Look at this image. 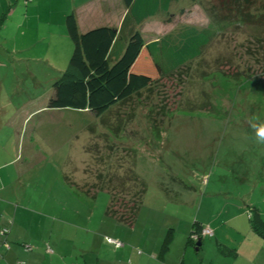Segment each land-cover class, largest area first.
Returning <instances> with one entry per match:
<instances>
[{"label": "rangeland", "instance_id": "rangeland-1", "mask_svg": "<svg viewBox=\"0 0 264 264\" xmlns=\"http://www.w3.org/2000/svg\"><path fill=\"white\" fill-rule=\"evenodd\" d=\"M221 1L176 0L167 13L136 26L146 41L185 24L215 31L202 56L179 72L113 106L101 118L49 109L54 116L42 112L18 125L15 115L20 117L23 111L41 105L68 64L73 43L66 32L65 16L74 12L82 32L87 22L106 21L119 27L125 8L120 0H0V176L24 180L20 183L27 187V201L19 200L20 206L42 215L26 213L25 235L46 236L43 242H29L33 248L24 249L12 263L4 255L13 244L0 241V264H82L97 252L110 254L113 248L120 249L105 242L101 246L92 234L98 232L104 241L106 237L115 239L105 233L130 236L134 230L105 213L109 194L97 191L91 199L56 182L58 171H63L73 188L82 190L83 183L93 181L97 169H106L107 164L113 167L117 160L135 159V172L146 184L140 206L144 211L135 220V231H141V225L146 228L139 238L162 242L168 235L174 241L188 233L194 221L207 219L219 231L206 237L229 245L232 239L241 242L245 238L242 229L249 223V213L256 210L264 219V144L258 142L253 126L264 123V88L260 84L264 52L248 46L255 33L252 21L264 15V0L251 3L245 9L246 18L235 11L239 3L248 6L244 0H233L224 8ZM52 122L61 131L51 132L54 136L48 137L49 144L42 143L39 130L36 133H40L38 141L52 149L46 162L14 174L16 169L3 162L11 160L17 146L15 127L29 137L36 123L50 132ZM87 125L92 128L79 129ZM72 135V140L60 143ZM69 150L73 156L64 169L58 167L56 160ZM45 180L49 189L42 186ZM20 183L15 185L20 187ZM164 188L184 191L179 190L183 194L176 197ZM8 202L13 208L18 206ZM3 206L0 201V211ZM61 221L83 224L87 230L81 234L73 228L68 239L58 230ZM3 227L0 225V232ZM50 236L62 240L61 244L55 246ZM15 251L11 248L8 253Z\"/></svg>", "mask_w": 264, "mask_h": 264}, {"label": "trees", "instance_id": "trees-1", "mask_svg": "<svg viewBox=\"0 0 264 264\" xmlns=\"http://www.w3.org/2000/svg\"><path fill=\"white\" fill-rule=\"evenodd\" d=\"M120 1L125 13L118 28L101 25L80 32L74 12L65 16L64 24L73 43V51L66 68L51 85L52 91L44 101L46 109L71 110L79 115L101 118L113 106L127 102L133 95L200 58L214 39L215 31L211 27L198 28L185 24L159 38L146 41L136 26L147 18L167 13L176 0ZM244 1L248 6L243 7L239 3L235 10L242 18L248 16L245 9L255 0ZM232 2L222 0L224 4L221 6L224 8ZM255 18L256 21H252V25H256L252 30L255 33L248 46L257 47L259 53L260 49L264 52V15ZM260 79L264 88V78ZM81 127L79 129L92 128L90 125ZM133 160H117L113 167L107 164L106 169H97L93 181L83 183L82 190L76 186L77 190L74 189V183L64 174L62 179L72 191L82 192L91 199L97 191H106L110 196L107 215L119 223L131 225L146 192V184L136 174ZM248 219L252 230L264 237V219L259 213L254 210L248 214ZM202 228L199 222L194 221L188 242L194 246L201 242L204 237L201 235Z\"/></svg>", "mask_w": 264, "mask_h": 264}, {"label": "crops", "instance_id": "crops-1", "mask_svg": "<svg viewBox=\"0 0 264 264\" xmlns=\"http://www.w3.org/2000/svg\"><path fill=\"white\" fill-rule=\"evenodd\" d=\"M9 18V17H7ZM77 24L80 23V20L76 18ZM121 21V20H120ZM83 22V21H82ZM84 23V22H83ZM14 24V23H13ZM101 25H108L113 26V24H108L105 22H98V24H89L84 23V30L86 31L91 28L101 26ZM117 27L118 26H113ZM6 30L8 31V28L6 27ZM18 30V28H17ZM12 31V29H11ZM17 111L20 110V108L16 109ZM54 111H60L55 109H50ZM49 109H46V105L44 102H42L41 105L36 106L35 108H32L31 110L23 111L21 113L20 117H17L15 115L14 121L16 124L20 125V123L25 122L26 120H30L33 116H37L38 114L42 112H47L51 116H54L52 112H50ZM17 114V113H16ZM22 121V122H21ZM53 124V130L50 129V132L48 130H41V126H39V123L35 124V128H32L30 130V136L26 137L25 131L20 130V127L17 126L16 131H14L15 141L17 138V146H15V150L12 152L13 156L9 162H3L8 165L9 163L13 166V168L16 169L15 173H18V170L23 171L22 169H29L30 167H33L35 165H42L46 161V159L49 157L48 155L51 152V147H45L42 143L49 144L48 137H53V133L51 132H59L61 131L58 128L57 122H52ZM52 128V127H51ZM41 132L42 135V143L39 142V136L40 133L36 134L37 132ZM72 136L69 138H63L61 139L60 143L63 141H69L72 140ZM24 140L25 142L21 145L20 141ZM59 143V138L58 141ZM54 145V144H53ZM56 149L55 146L53 147V150ZM70 155L73 156V151L69 150L68 154L66 156H63L56 160V163L58 167L64 169L66 161L70 158ZM3 156L0 157V161H2ZM59 162V163H58ZM15 163V165H14ZM19 163V165H18ZM40 163V164H39ZM4 165V164H3ZM62 173L63 171H58V174L56 176V182H61L64 186L68 188L69 191L71 189L65 184V182L62 179ZM24 181V180H22ZM18 177H6V176H0V201L4 202L3 209L0 211V225L4 226L3 228H9L8 232L6 234V237L0 236L1 243L6 241L8 243H12L13 246H10L11 248L16 249L14 253H8L9 250L6 251V259L9 260L10 263H12V260L15 256L21 253H24V249H31L33 248L31 245H29V242L36 241L38 239H41V236H37L33 234L25 235V230L27 228L28 218H26L27 212H33L34 215H41L37 212H35L34 209L28 210L24 206H20L19 200H26L27 198V187L24 186V183L22 182ZM18 182L20 183V187H17L15 184ZM52 183V182H51ZM59 183V184H61ZM44 185V186H43ZM42 186L49 189V183L42 182ZM165 192L172 193L174 192L176 197H181L183 192L179 193V190H182L181 188L178 189V191L171 189L166 190L163 189ZM24 191V192H23ZM171 191V192H170ZM184 191V190H182ZM3 196V197H2ZM8 201H14L18 203V206L13 208V205ZM27 201V200H26ZM35 201V198L33 199ZM90 201V198L88 199ZM202 202V201H201ZM144 209L140 208L138 210L136 221L139 219L140 215ZM106 213V211H105ZM107 214V213H106ZM42 216V215H41ZM40 216V217H41ZM34 218H32V221ZM199 222V225L201 227L209 226L213 229V231H219L218 225L213 226V221L208 222L207 219H199L196 220ZM217 221V220H216ZM63 224L62 226L58 227L59 232L65 233L66 237L70 239L72 235L74 234L73 228L76 230H80V233L82 234L84 229L83 224H79V226H75L74 223H69L67 221H61ZM59 222H57L58 226ZM74 225V226H73ZM83 226V227H82ZM130 226L134 227V230H131L130 236L120 235L117 234L115 231L114 233H105L104 235L112 236L116 240H119L122 242V247L120 249H114L112 245L106 240L103 241V238L101 237V234L98 232H94V239L98 240L99 244L104 247L105 242L108 246L113 248L111 250V255L106 251L104 254H101L97 252L94 254V257L90 259H84L82 264H128L127 261H130V264H264V237L256 234L252 228L250 227V224L244 226V229L242 231H246L245 238L241 242H235L233 239L231 240V243L229 245H225L221 242H218V240L215 241V243L212 242V238L209 239L207 237H203L202 241L200 242V245H193L191 242H188V237L190 235L191 229L188 231V233L184 232L182 236H179L175 240L169 241L168 235L163 239L161 242L159 238L156 239H147L148 237L140 236L141 234H144L146 231V228H144V225H141L142 229L141 231H135L136 222L134 221L133 224ZM152 227V226H150ZM90 231V230H89ZM151 231V230H150ZM149 231V233H150ZM49 232V231H48ZM149 235V234H148ZM147 235V236H148ZM45 237L41 239V242H43ZM51 240L54 242L55 246L60 245V239H53L52 236H50ZM168 238V239H167ZM173 238V237H172ZM66 243H69L66 241ZM192 244V246H190ZM22 248V249H21ZM136 248H139L136 250ZM233 249V251H232ZM202 253H201V252ZM89 253H92L89 250ZM26 254V253H25ZM103 256V258L101 257ZM217 257L220 259L217 260ZM105 260V261H101ZM20 264V263H19Z\"/></svg>", "mask_w": 264, "mask_h": 264}, {"label": "built area", "instance_id": "built-area-1", "mask_svg": "<svg viewBox=\"0 0 264 264\" xmlns=\"http://www.w3.org/2000/svg\"><path fill=\"white\" fill-rule=\"evenodd\" d=\"M7 231H8L7 228H3L0 233L6 234ZM201 235L204 237H206V236L210 237L213 235V230L209 226H205L201 230ZM106 242L112 244L115 248L122 247V242L119 240H115V239L106 237Z\"/></svg>", "mask_w": 264, "mask_h": 264}, {"label": "clouds", "instance_id": "clouds-1", "mask_svg": "<svg viewBox=\"0 0 264 264\" xmlns=\"http://www.w3.org/2000/svg\"><path fill=\"white\" fill-rule=\"evenodd\" d=\"M253 126L257 128L258 142L264 144V123H259L258 125H253Z\"/></svg>", "mask_w": 264, "mask_h": 264}, {"label": "water", "instance_id": "water-1", "mask_svg": "<svg viewBox=\"0 0 264 264\" xmlns=\"http://www.w3.org/2000/svg\"><path fill=\"white\" fill-rule=\"evenodd\" d=\"M196 244H197V245H200V242L198 241Z\"/></svg>", "mask_w": 264, "mask_h": 264}]
</instances>
